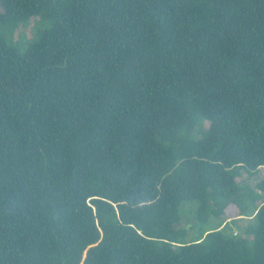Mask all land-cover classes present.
Returning <instances> with one entry per match:
<instances>
[{"label": "trees", "instance_id": "obj_1", "mask_svg": "<svg viewBox=\"0 0 264 264\" xmlns=\"http://www.w3.org/2000/svg\"><path fill=\"white\" fill-rule=\"evenodd\" d=\"M0 27V264H264V176L237 180L264 0H0Z\"/></svg>", "mask_w": 264, "mask_h": 264}, {"label": "rangeland", "instance_id": "obj_2", "mask_svg": "<svg viewBox=\"0 0 264 264\" xmlns=\"http://www.w3.org/2000/svg\"><path fill=\"white\" fill-rule=\"evenodd\" d=\"M35 24V20H32L31 23H29L28 25L25 26H21L19 27L14 34V39L19 41L21 39V32H24L26 36L28 37H32L33 36V26ZM4 28L0 27V30H3ZM5 31V30H4ZM6 32V31H5ZM202 128H206V125L199 126L198 130H197V134L201 133V129ZM264 176V167L260 168L259 172H257L254 175H249L247 172L243 173V176L238 178L237 180L242 184V185H250V187L255 188L256 187V183L261 179V177ZM256 189V188H255ZM259 203V202H257ZM195 205V204H194ZM193 205L192 202H184L182 205V214H184L183 216V225L186 227H189L190 225H192L193 223H195L196 219L194 218V214L192 213V211L195 212V206ZM231 219V218H229ZM228 219V220H229ZM247 222V220L245 219H239L237 221L238 224H242L244 225ZM234 226V225H233ZM207 227V226H206ZM200 229V225L199 223H197V227H195L194 229L190 228V232H196L199 231ZM234 230L238 231L235 226H234Z\"/></svg>", "mask_w": 264, "mask_h": 264}]
</instances>
